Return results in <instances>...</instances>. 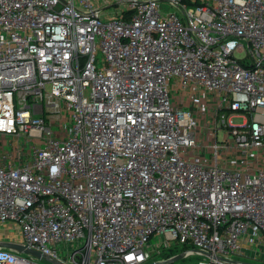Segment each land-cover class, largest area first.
<instances>
[{
	"label": "built area",
	"instance_id": "2783aa9c",
	"mask_svg": "<svg viewBox=\"0 0 264 264\" xmlns=\"http://www.w3.org/2000/svg\"><path fill=\"white\" fill-rule=\"evenodd\" d=\"M0 142V227L54 264L258 256L264 0H0Z\"/></svg>",
	"mask_w": 264,
	"mask_h": 264
},
{
	"label": "rangeland",
	"instance_id": "374dc122",
	"mask_svg": "<svg viewBox=\"0 0 264 264\" xmlns=\"http://www.w3.org/2000/svg\"><path fill=\"white\" fill-rule=\"evenodd\" d=\"M115 12H118V10H114ZM114 15V14H113ZM107 18H109V16H106ZM232 124H239L240 122H241V119H238V118H232L231 119V121H230ZM53 130H56L57 129V127H53L52 128ZM220 134V133H219ZM0 146H1V142H0ZM14 146H15V143H12V144H7V145H5L4 146V150L2 151V150H0V161H2V162H7V163H9L10 161H8L7 159H6V154H10V153H12L13 152V149H14ZM25 149H26V145L25 144H23L22 145ZM1 230L2 229H0V232H1ZM6 231L9 233V232H11V233H16L17 235H18V233H17V230H15L13 227H11V228H7L6 229ZM0 241H2V242H5V243H10L12 240H10V239H6V237H1L0 238ZM156 241H157V239H156ZM155 241V242H156ZM186 248H184V247H182V246H178V245H175V246H173V247H171L170 248V250H163V252H162V254H161V256H159V255H154V260H160L162 257H167V256H169V255H171V254H178V253H182L184 250H185ZM257 252H258V256L256 255L255 257H249V258H246V257H234L235 258V260L237 261L238 259H240V261L241 262H243V263H252V264H264V250H262V251H260V250H257ZM18 256H20V257H23V258H28V256L27 255H24V254H18ZM251 256V255H250ZM201 259V257H199V256H192V257H190L189 259H186V260H178V261H175V262H173V263H170V264H192V263H195V262H197L198 260H200ZM37 261V263H39V264H50L49 262H47V261H44V260H40V261H38V260H36Z\"/></svg>",
	"mask_w": 264,
	"mask_h": 264
},
{
	"label": "water",
	"instance_id": "95a60500",
	"mask_svg": "<svg viewBox=\"0 0 264 264\" xmlns=\"http://www.w3.org/2000/svg\"><path fill=\"white\" fill-rule=\"evenodd\" d=\"M3 247L7 248V249H11V250H15L21 254L27 255L28 257H32L38 261L40 260H44L49 262L50 264H54L55 262H53L52 260H50L49 258H47L46 256L42 255L40 252L34 251L29 249L26 246H23L21 244H14V243H4L2 244ZM183 257V254H179L177 256L172 257L169 260V263H173L175 261L180 260ZM216 259H221L224 260V258H221L219 256L216 257ZM233 264H237V261H232ZM246 264H252V263H246Z\"/></svg>",
	"mask_w": 264,
	"mask_h": 264
},
{
	"label": "crops",
	"instance_id": "0c3cea01",
	"mask_svg": "<svg viewBox=\"0 0 264 264\" xmlns=\"http://www.w3.org/2000/svg\"><path fill=\"white\" fill-rule=\"evenodd\" d=\"M0 229H2V233L0 232V236H2L3 238L6 237V239H10V240H18L19 237L18 235L14 232V233H11V232H7L6 229H7V226H2L0 227Z\"/></svg>",
	"mask_w": 264,
	"mask_h": 264
},
{
	"label": "trees",
	"instance_id": "16d2710c",
	"mask_svg": "<svg viewBox=\"0 0 264 264\" xmlns=\"http://www.w3.org/2000/svg\"><path fill=\"white\" fill-rule=\"evenodd\" d=\"M171 255H172V254H171ZM171 255H169V256H171ZM169 256H168V257H169Z\"/></svg>",
	"mask_w": 264,
	"mask_h": 264
},
{
	"label": "clouds",
	"instance_id": "9594fccd",
	"mask_svg": "<svg viewBox=\"0 0 264 264\" xmlns=\"http://www.w3.org/2000/svg\"><path fill=\"white\" fill-rule=\"evenodd\" d=\"M238 2H239V0H238Z\"/></svg>",
	"mask_w": 264,
	"mask_h": 264
}]
</instances>
